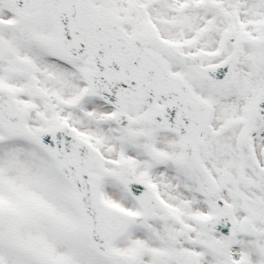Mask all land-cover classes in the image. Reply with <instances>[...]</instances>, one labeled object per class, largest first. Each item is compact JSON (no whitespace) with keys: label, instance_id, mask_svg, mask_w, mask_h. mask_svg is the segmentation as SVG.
Listing matches in <instances>:
<instances>
[{"label":"snow or ice","instance_id":"snow-or-ice-1","mask_svg":"<svg viewBox=\"0 0 264 264\" xmlns=\"http://www.w3.org/2000/svg\"><path fill=\"white\" fill-rule=\"evenodd\" d=\"M0 264H264V0H0Z\"/></svg>","mask_w":264,"mask_h":264}]
</instances>
